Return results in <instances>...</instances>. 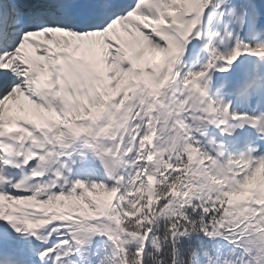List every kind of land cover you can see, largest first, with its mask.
<instances>
[{
	"label": "snow or ice",
	"instance_id": "snow-or-ice-1",
	"mask_svg": "<svg viewBox=\"0 0 264 264\" xmlns=\"http://www.w3.org/2000/svg\"><path fill=\"white\" fill-rule=\"evenodd\" d=\"M0 264H264V0H0Z\"/></svg>",
	"mask_w": 264,
	"mask_h": 264
}]
</instances>
